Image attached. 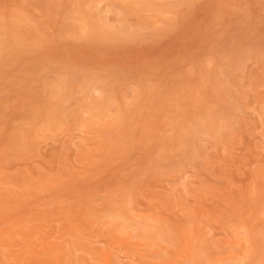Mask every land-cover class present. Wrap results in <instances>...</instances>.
Masks as SVG:
<instances>
[{
	"label": "rangeland",
	"instance_id": "obj_1",
	"mask_svg": "<svg viewBox=\"0 0 264 264\" xmlns=\"http://www.w3.org/2000/svg\"><path fill=\"white\" fill-rule=\"evenodd\" d=\"M0 264H264V0H0Z\"/></svg>",
	"mask_w": 264,
	"mask_h": 264
}]
</instances>
